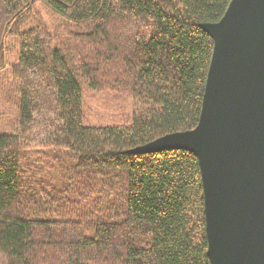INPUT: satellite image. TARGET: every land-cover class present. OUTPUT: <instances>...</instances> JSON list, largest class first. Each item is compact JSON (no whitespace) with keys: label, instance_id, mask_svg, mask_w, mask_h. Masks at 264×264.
<instances>
[{"label":"trees","instance_id":"obj_1","mask_svg":"<svg viewBox=\"0 0 264 264\" xmlns=\"http://www.w3.org/2000/svg\"><path fill=\"white\" fill-rule=\"evenodd\" d=\"M229 2L0 0L14 128L0 132V264H210L196 156L129 151L196 126L213 44L200 25ZM37 5L59 20L57 47L42 24L24 29ZM83 82L129 97L131 122L86 125ZM54 153L65 175L33 169Z\"/></svg>","mask_w":264,"mask_h":264},{"label":"water","instance_id":"obj_2","mask_svg":"<svg viewBox=\"0 0 264 264\" xmlns=\"http://www.w3.org/2000/svg\"><path fill=\"white\" fill-rule=\"evenodd\" d=\"M200 26L213 44L196 126L129 152L193 153L210 264H264V0H230Z\"/></svg>","mask_w":264,"mask_h":264},{"label":"rangeland","instance_id":"obj_3","mask_svg":"<svg viewBox=\"0 0 264 264\" xmlns=\"http://www.w3.org/2000/svg\"><path fill=\"white\" fill-rule=\"evenodd\" d=\"M34 10V12L38 14H33V16L31 15L28 25L25 26L24 29H27L30 26H39L42 24V26L45 27L49 33L54 34L53 46L57 47L60 43L59 38L61 36V28L60 26L58 27L59 20L42 5L35 6ZM81 89L83 122L86 125L92 127H119L131 122L134 104L129 97L110 90H93L85 82L82 83ZM5 109L6 108L0 106V111L2 113L3 111L4 113L8 112ZM12 111L14 112V110ZM10 116H12V114ZM8 120L5 119L4 121L0 119V132H13V124L8 122ZM62 155V153L51 154L48 158V164L46 163L45 158H38V164L33 169L37 173L40 171V174H50L53 177L59 178L60 175L62 176L67 173L61 160ZM64 156L66 157L67 155L64 154ZM47 166H52V173L47 171Z\"/></svg>","mask_w":264,"mask_h":264}]
</instances>
